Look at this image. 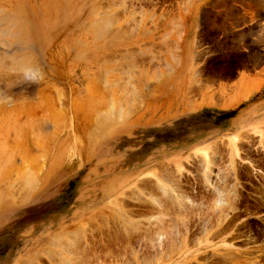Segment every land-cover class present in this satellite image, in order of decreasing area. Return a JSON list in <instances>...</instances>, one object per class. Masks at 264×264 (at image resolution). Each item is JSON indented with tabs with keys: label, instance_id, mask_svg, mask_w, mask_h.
I'll return each instance as SVG.
<instances>
[{
	"label": "rangeland",
	"instance_id": "374dc122",
	"mask_svg": "<svg viewBox=\"0 0 264 264\" xmlns=\"http://www.w3.org/2000/svg\"><path fill=\"white\" fill-rule=\"evenodd\" d=\"M261 135L264 0H0V264H264ZM185 145L194 146L179 155ZM153 149L161 157L151 173L111 194L129 163L142 157L146 166ZM232 160L239 202L211 212L212 185L230 176ZM164 167L181 180L173 178L179 198L173 179L161 180ZM142 179L184 212L187 200L204 207L181 208L175 230L168 194ZM193 190L201 200L186 197ZM220 211L236 229L183 235V220L209 228ZM126 219L145 231L130 224L131 232ZM231 246L236 260L218 262Z\"/></svg>",
	"mask_w": 264,
	"mask_h": 264
},
{
	"label": "bare ground",
	"instance_id": "6f19581e",
	"mask_svg": "<svg viewBox=\"0 0 264 264\" xmlns=\"http://www.w3.org/2000/svg\"><path fill=\"white\" fill-rule=\"evenodd\" d=\"M113 2H114V1H113ZM243 4H244V3H243ZM116 5H117V4H116ZM121 6H122V5H121ZM123 7H124V6H123ZM121 9H122V8H121ZM123 9H124V8H123ZM102 13H103V12H102ZM8 15H9V14H8ZM104 15H105V13H104ZM106 15H107V14H106ZM106 15H105V17H106ZM115 16H116V15H115ZM116 18H117V17H116ZM99 20H100V19H99ZM104 20H105V19H103V21H104ZM100 21H102V20H100ZM112 21H113V20H112ZM14 22H15V21H14ZM94 22H95V21H94ZM96 22H97V21H96ZM108 22H109V20L106 21V23L103 22L104 24L100 22V23L102 24L101 28H103V29H99V25H98V28H97V29H99V30H97V31L99 32V31L101 30V32L104 33L105 29H107V23H108ZM110 23H111V22H110ZM98 24H99V23H98ZM108 24H109V23H108ZM19 25H20V24H19ZM96 25H97V24H96ZM110 26H111V25H110ZM96 27H97V26H96ZM108 27H109V26H108ZM112 28H113V27H112ZM102 30H103V31H102ZM97 31L95 30L94 32H97ZM103 33H102V34H103ZM96 34H97V33H96ZM98 34H99V33H98ZM115 34H117V33L115 32ZM98 36H100V35H97V37H98ZM103 36H104V35H103ZM118 36H119V35H118ZM116 38H117V37H116ZM2 40H3V39H2ZM23 66H24V65H23ZM111 110H112V109H111ZM125 113H126V112H125ZM110 114H111V113H110ZM119 114H120V113H119ZM104 115H108V114H104ZM123 115H124V114H123ZM101 117H102V116H101ZM123 118H124V117H123ZM109 119H110V118H109ZM101 121H102V120H101ZM109 125H110V124H109ZM111 125H112V124H111ZM97 126H98V125H97ZM100 126H101V125H100ZM105 127H107V126H105ZM97 129H98V128H97ZM98 130H99V129H98ZM98 134H99V133H98ZM244 138H245V137H244ZM249 139H250V138H249ZM261 139H264V137H263L262 135H261V137H260V143H263V140H261ZM208 141L211 142V138H208ZM252 142H253V141H252ZM210 144H211V143H210ZM245 144H246V143H245ZM206 145H207V144H206ZM238 145H239V144H238ZM192 146H194V145H189V146H186V145H185V146H183L181 149L178 150L179 153H181V154H179V155H182V153H184V152H188L189 149H190ZM211 147H212V146H211ZM239 148H240V147H239ZM258 148H259V147H258ZM214 149H217V148H214ZM211 151H212V150H211ZM147 153H148V152H147ZM147 153H146V154H147ZM213 153H216V151L214 150ZM233 153H235V149L233 150ZM146 154H145V155H146ZM145 155H144V156H145ZM179 155H177V156H179ZM171 156H173V155H171ZM174 156L177 157L176 155H174ZM206 156H207V155H206V152H205V157H206ZM210 156H211V155H210ZM145 157H146V158H145ZM145 157H144V158H145L146 160H144L143 162L146 163V166H145V165H144V166H139V165H138V162H140V161L143 159L142 157H141V158L139 157L138 159H134V160H132V161L129 163V167H128V169L125 170V174H127V177H126V178H120V180H117V181L113 182V183L110 185V189H111L110 193H111V194L113 193V192H112V188H116V189H117V188H119L121 185H122L121 189H123L124 187H130L131 185L134 186V184L136 183L137 177H138L140 174H142V173L144 174V173H146V172H147L148 174L151 173V172H150V171H151L150 169H152V167H151L150 169H148L149 165L151 164L152 161H154V159L160 158L161 156H159V151H158V149H157V150H156V149H153V150H151V151H150ZM175 157H174V158H170V157H169V159H166V156H164V161H165L167 164L171 163V161H173V163H175V162L177 161V159H176ZM208 157H209V156H208ZM211 159H212V158H209V160H211ZM241 159H242V158H241ZM213 160H214V159H212L211 162H212ZM230 162H232V163H230ZM230 162H229V164H230V167H231L232 173L229 174L230 176L228 175V176H229L228 178H227L226 176L220 178V179H221V181H220V182H221V185H223L222 183H224V184L226 183V184L228 185V183H227V182H228V179L231 181V182L229 183V185H228L229 188H227L226 185H224V186H221V185H220V186H219L218 184L216 185L215 183L212 185V188H213V189L211 190L210 195H211L212 197H214V199H213V201H214V203H213V208L215 207V209L213 210V208H211V209H212L211 212H212V211L216 212V207H217V209L219 208V209L223 210L224 213H225L226 211H228V210L230 211V210H231L230 207L232 208V205H233V206H234L235 204L237 205L238 202H239L238 199L241 197V196L238 197V195H239V190H238L239 188H238V187H239V185H240V181H239V175H240V173H239V170L236 171V170H237L236 168H235V170H234V167H235V165H234V161L232 160V161H230ZM135 163H137V165H136ZM207 163H208V161H207ZM134 164H135V166H132V165H134ZM164 165H165V164H164ZM200 165H201V164H200ZM165 166H166V165H165ZM201 167H202V166H201ZM208 167H209V165H206L205 175H207V174H206V171H207ZM236 167H237V166H236ZM253 167H254V166H253ZM156 168H157V167H156ZM164 168H165V167H164ZM164 168H163V169H164ZM166 170H167V171L170 170V167H169V169H166V168H165V169L162 171V172H163V176H166V175H167L168 178H167V176H166V179H165V177H164V179H163V178H162L163 176H161V175L159 176V174H158V177H159L160 179L162 178L161 180H163V181H169V182H170L169 179H171V181H172V179L175 178V176L173 177L174 174H173V175H169L170 172L168 171L169 173H167ZM209 170H210V169H209ZM160 171H161V170H160ZM165 171H166V172H165ZM227 171H228V170H227ZM229 171H230V169H229ZM235 171H236V172H235ZM237 172H238L239 174H238ZM147 173H146V174H147ZM174 173H175V175L178 176V173H176L175 171H174ZM181 173H182V171H181ZM180 175H181V174H180ZM205 175H204V176H205ZM223 175H224V174H223ZM125 176H126V175H125ZM153 176H155L154 173H153ZM170 176H171L172 178H171ZM184 176H185V175H184ZM205 177H206V179L208 178L207 176H205ZM218 177H219V175H218ZM262 177H263V176H262ZM175 179H176V181H178L179 178L176 177ZM175 179H173L172 183L175 181ZM220 179H218V180H220ZM149 180H152V179H149ZM149 180H148V181H149ZM179 180H180V179H179ZM142 181H147V179H146V180L142 179V180H140V181L137 182V183H140V182H142ZM153 181H154V180L149 181V182H152V183H153ZM176 181H175V182H176ZM180 181H181V180H180ZM182 181H183V180H182ZM194 181H196V179H195ZM207 181L209 182L210 180L208 179ZM222 181H223V182H222ZM107 182H108V181H107ZM107 182H106V183H107ZM169 182H167V184H168ZM184 182H185V181H184ZM184 182H183V183H184ZM188 182H189V181H188ZM202 182H203V181H202ZM204 182H205L206 184L211 183V182H209V183L206 182L205 179H204ZM218 182H219V181H218ZM247 182H248V181H247ZM165 183H166V182H165ZM176 183H178V185H176V186H179V181L176 182ZM181 183H182V182H181ZM183 183H182V184H183ZM196 183H197V182H196ZM28 184H29V183H28ZM144 184L146 185L147 183H146V182H145V183L142 182V185H144ZM174 184H175V183H173V187H174L175 189L173 188L172 191H174V192L177 191V192H175V193H173V194H174V195H176V194L178 195L179 192H180V194H181V193L183 194L184 192L180 191V190H182V189H181V188H177V187H175ZM182 184H180V185H182ZM184 184H185V185H183V186H186L187 183H184ZM188 184H189V183H188ZM148 185H151V184H147V186H148ZM153 185H155L157 188L159 187L157 184H153ZM153 185H151V186H153ZM189 185H191V184H189ZM189 185H188V186H189ZM135 186H136V185H135ZM155 186H153V187L148 186V187H150V189H152V190H155V189H156L155 191L159 190V191H160L159 193H160V194L162 193L161 195H163L164 197H166V195L168 194V195H167L168 197L165 198V199H166L165 202L168 200V201L172 202V204H173V205H172L170 202H168V203H170L169 205H171L172 207L175 206V207H173V208L171 209V210H172V214H173V209H175V211H174V212H175V216H174V214H173V216H174V220H175V224L173 225V227H175V225H176V226L178 225V224H176V222L178 221V215H180V214L182 213L181 211H183V213H186V212L188 213L189 210H190L191 212H194L195 210L198 211V207H199V206H203V205H200V203L197 204V205H194V204H196V203H194V204H190V203H192V202H191L190 200H187L188 203H189V202H190V203L188 204V206H185V205H184V207L188 210V211H185V212H184V210H183L184 208L181 207V204H182V203H180V202H182V201L179 202L178 200H176L175 198H173L172 194H169V193L165 192L164 188H160V187H159L160 189H159V188H158V189H157V188L153 189ZM165 186H166V185H165ZM169 186H170V184H169ZM195 186H197V185H195ZM205 186H206V185H205ZM137 187H138V186H137ZM137 187H136V188H137ZM140 187H141V189H142V187L145 188L146 186H140ZM167 187H168V186H167ZM167 187H166V188H167ZM171 187H172V186H171ZM179 187H180V186H179ZM181 187H182V186H181ZM193 187H194V186L192 185V188H193ZM222 187H223V188L225 187V189H227L228 191L225 190V189H223ZM146 188H147V187H146ZM192 188H191V189H192ZM121 189H120V190H121ZM132 189H133V188H132ZM132 189H131V190H132ZM150 189H148V190H150ZM177 189H179V190H177ZM221 189L225 190V192H226L227 194H226V193L224 194V191H223V190L221 191ZM133 190H134V189H133ZM195 190H196V189H195ZM209 190H210V189H209ZM135 191H136V190H135ZM150 191H151V190H150ZM155 191H153V192H155ZM169 191H170V190H169ZM178 191H179V192H178ZM183 191H184V190H183ZM132 192H133V194H134V191H132ZM137 192H138V191H137ZM193 192H194V190H193ZM116 193H117V191H116ZM116 193H115V194H116ZM130 193H131V191H130ZM151 193H152V192H151ZM194 193H197V191L194 192ZM260 193H261V191H260ZM135 194H136V192H135ZM135 194H134V196H135ZM148 194H149V193H148ZM155 194H157V193L155 192ZM197 194H198V195H194V194H193L192 197H190V195H187L186 197L189 198V199H192V198H193V201H194L195 199L199 200L201 197H198V196H200V195H199V192H198ZM237 194H238V195H237ZM257 194H258V193H257ZM124 195H125V194H124ZM127 195H128V194H127ZM131 195H132V193H131ZM137 195H138V198H139V196H141V195H139L138 193H137ZM137 195H136V196H137ZM151 195L153 196V193H152ZM151 195L149 194L150 197H151ZM177 195H176V197H177ZM188 196H189V197H188ZM124 197H125V196H124ZM127 197H128V196H127ZM141 197H142V196H141ZM161 197H162V196H161ZM237 197H238V199H234V198H237ZM262 197H263V196H262ZM129 198H130V196H129ZM132 198H135V197H132ZM136 198H137V197H136ZM162 198H163V197H162ZM178 198H179V195H178ZM187 198H181V199L186 200ZM202 198H203V197H202ZM144 199H145V198H144ZM163 199H164V198H163ZM210 199H211V197H210ZM136 200H139V199H136ZM140 200H141V199H140ZM142 200H143V198H142ZM146 200H147V198H146ZM148 200H149V201H148ZM148 200H147V202H151V203H149V206H150V204H152V205H158L159 207L161 206V205H159L160 202H158V204H156L155 201L150 200V199H148ZM156 200H157V198H156ZM159 200H160V199H159ZM200 200H201V199H200ZM207 200H208V199H207ZM234 200H237V203L234 202ZM261 200L263 201V199H261ZM119 201H120V200H119ZM232 201H233V202H232ZM254 201H255V200H254ZM259 201H260V200H259ZM197 202H198V201H197ZM200 202H201V201H200ZM139 203H140V201H139ZM139 203H138V204H139ZM143 203H144V202H143ZM143 203H142V205H143ZM184 203H185V202H184ZM206 203H207V202H206ZM209 203H210V202H209ZM225 203H229V205H230V204H232V205H230L229 208H226V209H227V210H226V209H225V206L228 205V204H225ZM233 203H234V204H233ZM262 203H263V202H262ZM147 204H148V203H147ZM166 204H167V203H166ZM202 204H203V203H202ZM239 204H240V203H239ZM258 204H259V203H258ZM221 205H223V206H221ZM236 205L234 206V208L236 207ZM147 206H148V205H147ZM147 206H146V207H147ZM162 206H163V205H162ZM164 206H166V205L164 204ZM167 206H168V204H167ZM132 207H134V206H132ZM135 207H136V206H135ZM137 207H141L140 204H139V206H137ZM142 207H143V206H142ZM146 207H145V205H144V208H145V209H146ZM152 207H153V206H152ZM155 207H157V206H155ZM203 207H204V206H203ZM222 207H224V208L222 209ZM227 207H228V206H227ZM181 208H182V210H181ZM200 208H201V207H200ZM200 208H199V210H200ZM142 209H143V208H142ZM150 209H151V208H150ZM154 209H155V208H154ZM160 209H161V207H160L158 210H160ZM165 209H166V208H165ZM167 209H168V208H167ZM186 209H185V210H186ZM203 209H204V208H203ZM207 209H208V208H207ZM219 209H218V210H219ZM224 209H225V210H224ZM235 209H236V208H235ZM237 209H238V207H237ZM136 210H138V209H136ZM148 210H149V209H148ZM151 210H153V209H151ZM180 210H181V211H180ZM218 210H217V211H218ZM169 211H170V210H169ZM190 211H189V212H190ZM205 211H206V210H205ZM207 211H208V210H207ZM229 211H228V212H229ZM231 211L233 212V208H232ZM234 211H235V210H234ZM236 211H238V210H236ZM236 211H235V214L237 215V213H239V212L236 213ZM128 212H129V211H128ZM130 212H131V211H130ZM166 212H167V211H166ZM170 212H171V211H170ZM178 212H179V213H178ZM180 212H181V213H180ZM199 212H200V211H199ZM209 212H210V211H209ZM228 212H226V213H228ZM133 213H135V212H133ZM139 213H140V211H139ZM145 213H148V212H145ZM145 213H144L143 215H145ZM151 213H152V212H151ZM158 213H159V212H158ZM183 213H182V214H183ZM197 213H198V212H197ZM197 213H196V215H194V216H196V218L199 216V215L197 216ZM203 213H204V212H203ZM221 213H222V211H220V213H219V212H218V213H215V217H214V215L212 216V217H214L215 219H214V218L212 219V223H211V224H213V225H211L210 222L208 221V223H209V228H208V224L206 225V221H207V220H206L205 222L203 221L204 223L202 222V220H201L202 223H197V221H196V222L194 221V222L190 223V222L186 221V222L189 223V224H187L186 222L183 223L184 220H183L182 222L179 221V222L182 223L180 227H182V230H184V234H183V231H182V234L185 235L186 233H190V236H191V235L193 236L194 232H196L195 235H197L198 232H199V234H201V235H203V236H204V235H205V236H207V235H210V236H211V234L213 233L212 236H214V238H215V235H217V233L219 234V231H220V230H221V231H220L221 234L223 233V232H222V229H223V231H224V230H227L228 228H232V226H233V228L236 229V226H235V227H234V225L231 226V223L233 224V222L230 220L231 217H229V219H228L227 215L224 214V213H223L221 216H219ZM129 214H130V213H129ZM149 214H150V213H149ZM192 214H194V213H192ZM212 214H213V213H212ZM232 214H233V216H235L234 213H232ZM127 215H128V214H127ZM159 215H160V214H159ZM161 215L164 216V215H166V214H161ZM187 215H188V214H186V216H187ZM204 215H205V213H204ZM207 215H208V214H207ZM217 215H218V216H217ZM228 215H229V214H228ZM238 215H239V214H238ZM129 216H131V214H130ZM136 216H137V215H136ZM141 216H142V215H141ZM173 216H172V219H173ZM191 216H192V215H191ZM202 216H203V215H202ZM230 216H231V215H230ZM181 217L183 218V216H181ZM204 217H205V216H204ZM204 217H203V218H204ZM206 217H207V216H206ZM226 217H227L228 221H231V222H229V224L227 223L228 221H226V223L224 222V220L226 219ZM237 217H238V216H237ZM97 218H99V217H97ZM158 218H160V217H158ZM192 218H193V217H192ZM235 218H236V217H235ZM156 219H157V218H156ZM156 219H155V220H156ZM184 219H185V217H184ZM186 219H187V218H186ZM190 219H191V218H190ZM227 219H226V220H227ZM231 219H232V218H231ZM161 220H162V219H161ZM174 220H173V221H174ZM179 220H180V218H179ZM187 220H189V219H187ZM208 220H210V218H209ZM239 220H240V219H239ZM126 221L129 222V219H128V220L126 219ZM130 221H131V220H130ZM199 221H200V220H199ZM199 221H198V222H199ZM128 222H127L125 225H126V226L129 225V226H127V228H130L131 225L134 224V223H130V222L128 223ZM131 222H132V221H131ZM133 222H134V221H133ZM137 222H138V221H137ZM223 222H224V224H223ZM123 223H124V222H123ZM172 223H173V222H172ZM239 223H240V222H239ZM130 224H131V225H130ZM183 224H187V225L185 226V225H183ZM225 224H228V225H225ZM122 225H123V224H122ZM125 225H124V227H125ZM134 225L137 226L138 224H134ZM134 225H132V226H134ZM154 225H155V224H154ZM154 225L151 224V226H154ZM157 225H158V224H157ZM159 225H160V224H159ZM235 225H236V224H235ZM139 226H140V225H139ZM139 226L136 227L138 230L141 228L142 225H141L140 227H139ZM165 226H166V225H165ZM184 226H185V229H183ZM201 226H202V227H201ZM124 227H123V228H124ZM143 227H144V226H143ZM159 227H160V226H159ZM159 227H157V228L152 227L153 229H152V228H150V229H152V230L155 229V231H156V229H158ZM170 227L173 228L172 226H170ZM200 227H201V228H200ZM123 228H122V229H123ZM127 228H126V229H127ZM133 228H135V226H134ZM136 228H135V229H136ZM207 228H208L209 231L207 230ZM126 229L124 230L125 232H126ZM137 229H136V231H137ZM159 229L162 230V229H163V225H162V229H161V228H159ZM177 229H179V227H177ZM180 229H181V228H180ZM133 230H134V229H133ZM133 230H131V228H130V231H131V232H133ZM147 230H148V229H147ZM147 230H146V233H150V234H151V233L154 232V231L151 232L152 230H150V232H149V230H148V231H147ZM163 230H165V228H164ZM171 230H173V229H171ZM175 230H176V227H175ZM232 230H233V229H232ZM74 231H75V230H74ZM99 231H100V230H99ZM128 231H129V230H128ZM128 231L126 232V234L123 233V234H125V236H126V237H125L126 240H130V238H129V235H130L129 233H130V232H128ZM136 231H135V232H136ZM140 231H145V230H143V228H142V229H140ZM89 232H90V231H89ZM92 232H93V231H92ZM157 232H158V231H157ZM161 232H162V231H161ZM164 232H165V235H166V232H168V231L165 230ZM169 232H171V231H169ZM172 232H174V231H172ZM224 232H225V231H224ZM233 232H235V231H233ZM233 232L230 231L229 235L232 234ZM86 233H87V231H86ZM116 233H117V232H116ZM119 233H122V231H120ZM119 233H118V234H119ZM136 233H137V232H136ZM139 233H140V232H139ZM159 233H160V232H159ZM178 233H179V231H176V232L173 233V234H175V236L179 237V236L177 235ZM180 233H181V232H180ZM107 234H108V233H107ZM132 234H133V233H132ZM134 234H135V233H134ZM137 234H138V233H137ZM157 234H158V233H157ZM169 234H170V233H169ZM182 234H181V235H182ZM199 234H198V235H199ZM74 235H75V234H74ZM84 235H85V234H84ZM111 235L113 236V234H111ZM120 235H121V234H119V236H120ZM135 235H136V234H135ZM138 235H140V234H138ZM138 235H136V236L138 237ZM142 235H143V233H142ZM147 235H148V234H147ZM153 235H154V234H153ZM153 235H151V237H152ZM171 235H172V234H171ZM171 235H170V236H171ZM195 235H194V236H195ZM219 235H220V234H219ZM226 235H227V234H226ZM123 236H124V235H123ZM123 236H121V237H123ZM133 236H134V235H133ZM136 236H134V237L136 238ZM156 236H158V235H156ZM159 236H160V235H159ZM159 236H158V237H159ZM185 236H186V235H185ZM194 236L191 237V238H194ZM210 236H209V237H210ZM76 237H78V235H77ZM80 237H81V239H82L81 234H80ZM90 237H91V236H90ZM92 237H93V236H92ZM134 237H133V238H134ZM140 237H141V236H140ZM142 237H144V236H142ZM142 237H141V239H140L141 241H142ZM146 237H147V236H146ZM166 237H169V236H166ZM172 237H174V236L172 235ZM172 237H171V238H172ZM181 237H183V236H181ZM188 237H189V234H188ZM188 237H187V238H188ZM107 238H108V237H107ZM110 238H111V237H110ZM110 238H109V240H110ZM116 238H118V236H117ZM133 238L131 237L132 240L135 239V238H134V239H133ZM144 238H145V237H144ZM149 238H150V236H149ZM159 238H160V237H159ZM159 238H158V239H159ZM163 238H164V237H163ZM175 238H176V237H175ZM187 238H186V239H187ZM189 238H190V237H189ZM207 238H208V237H207ZM246 238H248V237H246ZM77 239L80 240V238H77ZM160 239H161V238H160ZM160 239H159V240H160ZM164 239H165V238H164ZM173 239H174V238H173ZM173 239H172V240L170 239V241H171V242L175 241V239H174V240H173ZM179 239H180V238H179ZM197 239H198V238H197ZM59 240H61V239H59ZM78 240H76V238H75V241H76V242H75V244L72 245L74 248H75L74 245H76V244L78 243V242H77ZM92 240H93V238H92ZM107 240H108V239H107ZM109 240H108V241H109ZM111 240H112V238H111ZM111 240H110V241H111ZM113 240H114V239H113ZM115 240H116V239H115ZM123 240H124V239H123ZM123 240H122V241H123ZM148 240H153V237H152V239L150 238V239H148ZM165 240H167V239H165ZM176 240H177V239H176ZM187 240H188V239H187ZM187 240H186V241H187ZM195 240H196V239H195ZM255 240H256V239H255ZM80 241H81V240H80ZM110 241H109V242H110ZM134 241H135V240H134ZM136 241H137V240H136ZM144 241H147V239H145ZM154 241H155V240H154ZM193 241H194V240H193ZM193 241H192V242H193ZM231 241H232V240H231ZM57 242H58V241H57ZM63 242H65V241H63ZM127 242L129 243V241H127ZM127 242H126V243H127ZM130 242H131V240H130ZM142 242H143V241H142ZM156 242H157V241H156ZM167 242H169V239L167 240ZM171 242H170V244H172ZM66 243H67V242H66ZM102 243H103V242H102ZM131 243H132V242H131ZM131 243H130V244H131ZM150 243H152V241H151ZM161 243H162V240H161ZM165 243H166V242H165ZM174 243H175V242H173V245H174ZM176 243H177V242H176ZM180 243H181V242H180ZM246 243H247V242H246ZM60 244H61V243H60ZM107 244H108V243H107ZM155 244H156V243H155ZM157 244H158V243H157ZM178 244H179V243H178ZM61 245H62V244H61ZM90 245H91V244H90ZM144 245H145V244H144ZM233 245H234V244H233ZM58 246H59V244H58ZM161 246H162V245H161ZM64 247H66V246H64ZM67 247H68V246H67ZM89 247H90V246H89ZM115 247H116V246H115ZM128 247H129V246H128ZM128 247H126V248H128ZM145 247H146V246H145ZM145 247H144V248H145ZM177 247H178V246H177ZM232 247H234V246L229 247L226 251L223 250V251H225V252H224V253H221L222 255H221L220 253H218L219 255L222 256V257H221V256L219 257V258H221V260L218 259V262H223L224 260H226V262H228L226 258H228L229 256L231 257V261H229V262H232V261H235V260H236V259H235V256L238 257L239 254L236 255V254H235L236 251H235ZM74 248H73V249H74ZM158 248H159V247H158ZM207 248H208V247H207ZM235 248H236V247H235ZM80 250H81V249H80ZM130 250H131V249H130ZM152 250L154 251L153 248H152ZM157 250H158V249H157ZM201 250H202V249H201ZM205 250H206V248H205ZM211 250H213V249H211ZM70 251H71V250H70ZM197 251H198V250H197ZM203 251H204V250H203ZM218 251H219V250H218ZM91 252H92V250H91ZM156 252L159 253L158 251H156ZM156 252H155V253H156ZM200 252H201V251H200ZM207 252H208V251H207ZM238 252H239V250H238ZM79 253H80V252H79ZM97 253H98V252H97ZM152 253H153V252H152ZM201 253H202V252H201ZM205 253H206V252H205ZM246 253H247V252H246ZM98 254H99V253H98ZM145 254H147V253H145ZM214 254H215V253H214ZM214 254H213V256H214ZM240 254H241V253H240ZM242 254H243V253H242ZM247 254H249V253H247ZM252 254H253V253H252ZM93 255H94V254H93ZM142 255H144V254H142ZM210 255H211V254H210ZM219 255L216 256V254H215L214 257L217 259ZM223 255H225V256H224V259H223ZM213 256H212L211 258H214ZM226 256H227V257H226ZM240 256H241V255H240ZM195 257H196V256H195ZM230 257L228 258V260H230ZM204 258H207V257L204 256ZM208 258H210V256H209ZM232 258H234L235 260H232ZM196 259H197V258H196ZM222 259H223V261H222ZM62 262H63V261H62ZM216 262H217V260H216ZM213 263H214V262H213ZM223 263H225V262H223ZM61 264H63V263H61ZM207 264H211V262H209V263H207Z\"/></svg>",
	"mask_w": 264,
	"mask_h": 264
}]
</instances>
